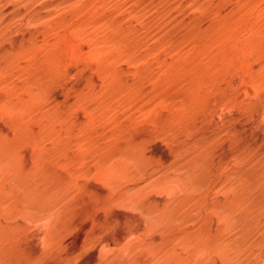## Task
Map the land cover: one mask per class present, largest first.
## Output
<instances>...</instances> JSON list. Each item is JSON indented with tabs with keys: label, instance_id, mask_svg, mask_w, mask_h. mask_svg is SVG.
I'll return each instance as SVG.
<instances>
[{
	"label": "rangeland",
	"instance_id": "374dc122",
	"mask_svg": "<svg viewBox=\"0 0 264 264\" xmlns=\"http://www.w3.org/2000/svg\"><path fill=\"white\" fill-rule=\"evenodd\" d=\"M0 264H264V0H0Z\"/></svg>",
	"mask_w": 264,
	"mask_h": 264
}]
</instances>
